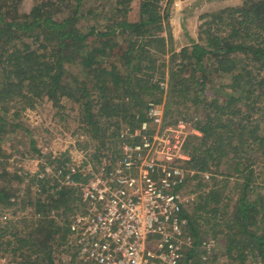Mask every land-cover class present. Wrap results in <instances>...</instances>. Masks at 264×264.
I'll return each mask as SVG.
<instances>
[{"label": "trees", "instance_id": "16d2710c", "mask_svg": "<svg viewBox=\"0 0 264 264\" xmlns=\"http://www.w3.org/2000/svg\"><path fill=\"white\" fill-rule=\"evenodd\" d=\"M23 1L0 0V142L24 125L11 106L54 100L59 122L98 164L109 154L119 157L123 141L135 142L130 133L150 104L163 103L165 122L185 120L200 132L185 147L197 174L184 189L197 197L181 210L192 239L183 264L210 263L209 232L225 242L229 262L223 264H246L250 256V264H264V0L210 11L178 47L169 6L159 0H138L133 19L127 17L133 0L99 7L88 6L90 0H31L27 12ZM65 154L48 156L63 181L47 186L48 176L8 170L0 146V208L31 206L0 222L4 264H58L83 205L77 186L66 180H85L78 168L62 167ZM194 180L200 193L189 188Z\"/></svg>", "mask_w": 264, "mask_h": 264}, {"label": "built area", "instance_id": "2783aa9c", "mask_svg": "<svg viewBox=\"0 0 264 264\" xmlns=\"http://www.w3.org/2000/svg\"><path fill=\"white\" fill-rule=\"evenodd\" d=\"M139 126L130 133L135 142L123 141L119 157L66 169L78 168L85 177L78 182L69 175L66 182L77 186L83 202L71 234L79 257L90 264H183L192 243L181 214L193 198L184 187L197 174L185 149L189 123L166 124L164 104L151 103ZM193 134L200 132L194 128ZM212 243L205 248L210 251Z\"/></svg>", "mask_w": 264, "mask_h": 264}, {"label": "rangeland", "instance_id": "374dc122", "mask_svg": "<svg viewBox=\"0 0 264 264\" xmlns=\"http://www.w3.org/2000/svg\"><path fill=\"white\" fill-rule=\"evenodd\" d=\"M105 1L106 0H90L88 6L94 5L97 2L95 6L99 7L100 3H105ZM159 3L165 7L169 6L168 8L172 14L170 23L174 32V39L178 40V43L174 41V46L178 47L187 40L185 35V33L187 34V31L193 36L198 33V25L206 20L207 13L221 7L238 5L242 3V0H200L198 2L197 0H173L172 2H170V0H159ZM31 5V0H24L22 2L23 11L27 12L28 9L31 8ZM187 6H193L195 9L193 11H185ZM87 7H84L83 9L85 10ZM131 7L132 10L130 9L129 16H127L129 19H133L137 14L138 0H133ZM201 16L203 18H201ZM101 19L102 23L108 24V19ZM99 23L101 24V22ZM178 49H180V47ZM208 94L213 97L212 93L209 92ZM14 107L11 106V110H20L18 118L24 125L22 128L5 135L6 137L0 142V146L7 155L5 157L7 162L5 161V163L7 164L6 167L8 170L19 173L30 172L31 175L36 174L41 177L48 176L51 179L47 186H54L55 180L60 183V181H63V178L56 176V174H59V170L57 171L55 169L59 167V164L57 161L53 162L49 159L48 156L50 154H53L54 158H59L61 154L66 153L62 157V160L68 158L69 160L64 163L62 166L63 168L64 166L68 167L73 165L74 162L82 167L86 166L88 162L95 164V162L89 159L86 152L83 150V145L80 146L79 143H77V139L71 136L72 130L68 129L64 123L59 122L60 118L59 115H56V112L61 108L58 102L48 99L38 101L37 98L34 102H28V100L25 99V102L20 103L19 101ZM17 110L11 111L10 114L18 112ZM13 118H16L14 114H12L10 119ZM187 123H189L187 130H191V132L189 131L188 139V142H190L193 139L194 134L192 135V131L195 127L191 122ZM166 124L175 125L176 122H166ZM68 126L72 127L70 124H68ZM262 130L264 133V120ZM38 150H40V152H38ZM80 153H85V156H82ZM221 169L226 172L228 170L227 165L222 164ZM26 183L27 181L25 180V182L21 184L22 189L20 192H22V194L25 193V188L27 187ZM190 184V189L197 190V193H200V190H198L199 188L197 187V185L200 184V181L194 180L190 182ZM230 187L231 184L230 186L224 187V190L226 191L225 195H229V192L231 191ZM35 190L41 191L38 190V187H35ZM184 190L185 195L192 196V199H196V193L188 192L186 188ZM51 191L52 189L50 188V190H45V193H42L41 195L45 196ZM0 207H2V204H0ZM0 209V222L7 224L5 221L7 217L16 218L18 216H23L29 209H31V206L29 203H18L10 208ZM75 236L76 233L68 234L66 243H64L62 248L58 250V256L56 257L58 264H66L67 261H70V264H90L79 257L77 251L79 245L78 242H76ZM207 237L215 242L211 245L212 249H210L209 256L205 257L207 258V261L210 262L209 264H223L229 262V259L226 258L227 255L225 254V242H223V240V244L216 242L215 238H213L212 232H209ZM210 254L215 257V260H210ZM251 261L252 257L250 256L246 264H250ZM260 261L261 259L254 264H260ZM4 263H6V259L0 258V264Z\"/></svg>", "mask_w": 264, "mask_h": 264}]
</instances>
